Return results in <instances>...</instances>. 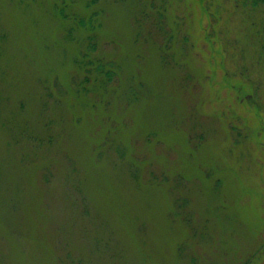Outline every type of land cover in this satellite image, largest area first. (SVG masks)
Segmentation results:
<instances>
[{
  "label": "rangeland",
  "instance_id": "obj_1",
  "mask_svg": "<svg viewBox=\"0 0 264 264\" xmlns=\"http://www.w3.org/2000/svg\"><path fill=\"white\" fill-rule=\"evenodd\" d=\"M87 1L0 0V264H264V3Z\"/></svg>",
  "mask_w": 264,
  "mask_h": 264
},
{
  "label": "trees",
  "instance_id": "obj_2",
  "mask_svg": "<svg viewBox=\"0 0 264 264\" xmlns=\"http://www.w3.org/2000/svg\"><path fill=\"white\" fill-rule=\"evenodd\" d=\"M95 2L96 0H88L87 2L89 3L88 4V6L87 7H89L91 4H90V2ZM253 4H255V3H258V2H261V3H264V0H250ZM153 2V1H152ZM93 4V3H92ZM60 10V12H61V14H63V11H61V8L59 9ZM74 15V16H73ZM73 17L74 18H77V23H78V25H79V27H85V28H87V30L88 31H91V29H92V31L93 30H95L96 28H97V26L95 25V19H96V17H97V13L96 12H93L92 13V15H93V17L95 18V19H93L91 16L90 17H88L87 18V16H84V15H80V16H77L75 13H73ZM97 24V23H96ZM88 25V26H87ZM94 32V31H93ZM93 34V33H92ZM90 35L89 37H88V47H93L94 46V42H93V40H94V38H95V35L93 34V35ZM101 66L103 67V64L102 63H98L97 64V66H96V68H97V70L98 69H101ZM113 67H108V68H104V70L101 72L100 71V73H104L103 75V78L105 79L104 80V82L106 83V82H108V81H110L111 80V77H112V75L114 74V71H113V69H112Z\"/></svg>",
  "mask_w": 264,
  "mask_h": 264
}]
</instances>
